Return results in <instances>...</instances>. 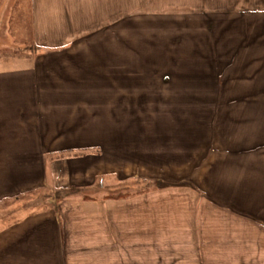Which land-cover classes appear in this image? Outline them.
<instances>
[{
  "label": "crops",
  "instance_id": "1",
  "mask_svg": "<svg viewBox=\"0 0 264 264\" xmlns=\"http://www.w3.org/2000/svg\"><path fill=\"white\" fill-rule=\"evenodd\" d=\"M24 12L26 48L11 38L19 32L11 17ZM132 25L147 27L149 40L182 34L161 42L168 63L160 87L213 98L209 112L226 114L231 130L239 129V139L227 132L234 140L224 145L241 146L245 180H170L133 199L73 197L95 184L102 194L113 190L111 177L124 183L190 174L171 163L182 160L183 140L135 137L140 126L118 121L114 97L146 95L148 85L137 83L135 61L130 71V59L121 57L133 42L125 38ZM4 32L0 202L41 190L56 198L0 230V264H264V0H0ZM183 33L192 40L184 42ZM183 43L206 50L193 69L207 80L176 71L178 53L170 48ZM215 59L225 66L222 79ZM187 80L192 89L184 88ZM251 123L256 130L246 141L242 129Z\"/></svg>",
  "mask_w": 264,
  "mask_h": 264
},
{
  "label": "rangeland",
  "instance_id": "2",
  "mask_svg": "<svg viewBox=\"0 0 264 264\" xmlns=\"http://www.w3.org/2000/svg\"><path fill=\"white\" fill-rule=\"evenodd\" d=\"M25 14L26 12L21 15L18 14L14 18L11 17V19L16 20L19 30L17 34H11V38L17 42L16 46L22 43L25 45L23 46L24 48L29 47L31 41V27L30 24L28 25L29 18H26ZM21 23L22 25H20ZM13 26L12 23L7 28L10 27L12 29ZM176 35L182 34L176 33V31L158 33L153 34L149 40L147 27L132 25V30L125 34V38L133 42H130L129 50H125L124 56L121 54V57L130 59V71L132 67L131 61H135V65H133L135 72L133 74L137 83H140L141 79H145L146 83L148 81L146 95L119 96L114 97V99L117 100L120 108L117 117L118 121L141 127L135 130L138 134L135 137L158 136V139L183 140V153L181 147L178 146V155L181 154L182 160L171 163L176 166L173 168H178L181 172L182 170H184L183 172L189 170L190 174L185 176L182 174L178 178H159L160 181L133 179L131 181L126 180L124 183H119L120 181L117 178L111 177L106 183H108L107 187L110 188L111 186L113 190L107 189L102 194L99 191L98 184H95L92 190H88L85 193L73 192V197H100L101 195L111 194L112 196L122 195L125 199H133L149 193L150 190L159 184L171 183L170 180L180 184H215L219 182L221 184H239L242 179L245 180V177L242 178L240 176V173L243 172V166L240 165L238 160L241 146L239 144L227 145L231 147V151L230 149L227 151L226 145H224L225 140H234V137L239 139V129L231 130L229 126L231 123L224 119L226 114L218 113V111L215 113L209 112L211 108L209 100L211 101L212 99L213 101V98L195 96L188 90L176 92L160 87L161 84L164 85L167 82L166 78L161 74V64L166 66L164 62L168 63V60L164 59L165 55L161 54L163 48H160V45L162 41H175ZM9 36L8 33H0V47H5L6 37ZM183 38L184 42L192 40L189 33H183ZM197 39L198 36H194V41ZM120 40L124 39L120 36ZM150 45L154 46V48H149ZM181 45L182 49L176 48V46L170 48L176 49L178 53L172 59L176 63V71L180 74L183 71L185 79L198 77L207 80V76L202 77L198 73L199 70L193 69L197 67V64H204V61L199 58L207 57L206 50L196 49L192 43L189 45L183 43ZM183 53L185 54L184 56L180 55ZM215 63L221 62L215 59ZM221 64L222 69L217 76L222 79L225 66L223 63ZM172 67L175 68L174 66ZM184 88L192 89V82L190 80L185 81ZM107 100L109 101L108 98ZM114 103L116 104V101ZM105 104H107L106 98ZM227 125L229 130L226 129ZM249 126V129H242V136H244L245 140L247 136L248 141L250 140V130H256L255 123H251ZM227 132L231 133L233 138L225 137ZM229 152L233 153L231 156L233 160H231L230 156H226V153ZM54 197L56 198V194L48 190H41L36 193L1 201L0 230L21 220L28 214L43 210L54 200ZM247 217L245 215V218Z\"/></svg>",
  "mask_w": 264,
  "mask_h": 264
},
{
  "label": "trees",
  "instance_id": "3",
  "mask_svg": "<svg viewBox=\"0 0 264 264\" xmlns=\"http://www.w3.org/2000/svg\"><path fill=\"white\" fill-rule=\"evenodd\" d=\"M89 151L90 150H85V151L79 152L78 154H80L81 156H83V155H86L87 153H89ZM109 198L121 199V198H124V197L121 195V196H109Z\"/></svg>",
  "mask_w": 264,
  "mask_h": 264
}]
</instances>
